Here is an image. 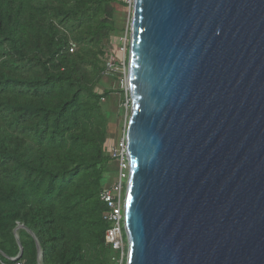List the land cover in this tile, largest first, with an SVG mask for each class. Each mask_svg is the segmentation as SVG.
<instances>
[{"label":"water","instance_id":"1","mask_svg":"<svg viewBox=\"0 0 264 264\" xmlns=\"http://www.w3.org/2000/svg\"><path fill=\"white\" fill-rule=\"evenodd\" d=\"M127 91L125 264H264V0H133Z\"/></svg>","mask_w":264,"mask_h":264},{"label":"trees","instance_id":"2","mask_svg":"<svg viewBox=\"0 0 264 264\" xmlns=\"http://www.w3.org/2000/svg\"><path fill=\"white\" fill-rule=\"evenodd\" d=\"M116 3L0 0L1 262L17 257L19 226L38 239L42 264L120 259L100 200L115 163L106 109L114 91H97L109 75ZM17 235L19 262L37 264L31 236Z\"/></svg>","mask_w":264,"mask_h":264},{"label":"rangeland","instance_id":"3","mask_svg":"<svg viewBox=\"0 0 264 264\" xmlns=\"http://www.w3.org/2000/svg\"><path fill=\"white\" fill-rule=\"evenodd\" d=\"M118 2H121V5ZM132 3L133 0H117V3L115 4L117 29L107 46L109 51V59L107 61V64L110 66L108 71L109 75L105 76L101 85L97 87L98 92H102L105 89L114 91V93L111 94L110 98L106 101V109L111 113L109 130L111 146L108 149V156L111 159L115 148L118 147L120 152L122 150L121 147L130 116V100L127 91V63L130 42ZM121 96L123 100L119 99ZM117 171L118 162H112V167L106 174V185L109 183L111 184V182L115 180L117 177V173L115 172ZM124 193L125 189L123 190V198ZM124 248L125 252L122 259L123 264H125L126 258V244L124 245ZM116 263L121 264L120 259H118Z\"/></svg>","mask_w":264,"mask_h":264},{"label":"built area","instance_id":"4","mask_svg":"<svg viewBox=\"0 0 264 264\" xmlns=\"http://www.w3.org/2000/svg\"><path fill=\"white\" fill-rule=\"evenodd\" d=\"M109 65L107 64V70L109 71ZM122 150L120 152L119 148L114 149V153L111 156L116 162H118V171L116 179L100 194V200L104 203L107 212L105 213V220L110 225L105 233V239L109 246L114 251H120V261L122 264V259L124 257L125 248L123 241V215L122 208L124 199L123 190L125 189L126 182L128 179V161L125 154V136L122 143ZM125 184V185H124ZM0 264H23L19 262L16 258L10 259L8 262H1ZM37 264H42L38 261ZM118 264V263H117Z\"/></svg>","mask_w":264,"mask_h":264}]
</instances>
